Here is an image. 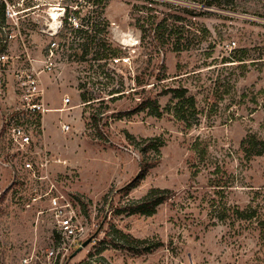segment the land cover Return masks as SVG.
<instances>
[{"label":"rangeland","instance_id":"1","mask_svg":"<svg viewBox=\"0 0 264 264\" xmlns=\"http://www.w3.org/2000/svg\"><path fill=\"white\" fill-rule=\"evenodd\" d=\"M2 5L10 17L0 13V38L17 31L14 20L20 36L4 48L11 59L0 112L20 104L15 73L30 62L39 102L54 110L44 114L26 153L11 149L0 131V264L45 261L54 234L48 197L59 194L76 208L88 241L61 264H264V155L246 158L240 149L246 135L264 140V0ZM67 13L82 33L73 32ZM160 21L166 31L181 29L189 48L158 46L152 34ZM202 28L207 34L197 41ZM104 48L117 57L97 59ZM174 88L194 100L188 126L167 109ZM149 100L159 104L160 117L149 115ZM150 139L160 144L158 153L144 151ZM44 158L38 178L22 166ZM144 159L156 163L139 176ZM151 189L168 198L151 216L134 214Z\"/></svg>","mask_w":264,"mask_h":264},{"label":"built area","instance_id":"2","mask_svg":"<svg viewBox=\"0 0 264 264\" xmlns=\"http://www.w3.org/2000/svg\"><path fill=\"white\" fill-rule=\"evenodd\" d=\"M10 17V11L5 8L3 18ZM75 15L70 13L67 17L68 25H70L73 32L83 31V26L75 21ZM16 20L13 21V27L17 29L16 32H9L4 39L0 38V106L7 102L6 96V79L4 74L9 68L8 63L11 59L4 48L7 47L10 40L20 36ZM3 26H0V32ZM4 31V30H3ZM86 31V30H85ZM57 49V43L51 42L47 48V61L45 60L46 69L51 66L50 58L53 52ZM37 72L30 62L26 69H18L15 73L16 90L21 99L18 106L12 108L6 106L1 108L0 120L2 134L6 136L7 143L17 153H26V150L33 145L32 137L42 132V118L45 113L54 109H49L39 102L40 92L37 88V81L35 76ZM69 98H63V103L67 104ZM56 110V109H55ZM60 129L66 132L69 129L67 124L61 123ZM48 160L44 158L39 162V166H34L31 161H23L22 166L29 171L32 176L39 177L37 169L45 171ZM38 175V176H37ZM43 175L42 177H44ZM44 195V196H43ZM41 198L48 197L49 193H41ZM47 211L51 213L53 231L51 245L44 251L43 263L39 264H61L70 257L72 251L81 246L86 235V227L82 225L78 217V212L74 205L65 199L62 195H51L48 197ZM36 257V256H35ZM33 259V255L25 258L23 263H27Z\"/></svg>","mask_w":264,"mask_h":264},{"label":"trees","instance_id":"3","mask_svg":"<svg viewBox=\"0 0 264 264\" xmlns=\"http://www.w3.org/2000/svg\"><path fill=\"white\" fill-rule=\"evenodd\" d=\"M217 1L218 0H206V5L215 4L217 3ZM0 13L1 15L3 14V5L2 7H0ZM67 15H69V13H67ZM151 23H153V21ZM164 25L165 24L163 21H160L159 23H157L156 28L152 34V40L158 46H163L164 44L170 43L172 46V50L175 51L176 53H180L184 50H187L189 48L188 41H187L186 36L183 35V31L177 28H174V30L166 31ZM140 29H141L140 39L143 40L147 36V34L145 33V30H143L142 28ZM75 32L82 33V31H79V30ZM206 34H207V31L202 28L198 30V33L195 37L197 38V41H199L203 39ZM81 48L85 50L86 44H83ZM103 50L105 51V53L102 54V56H97V59H101L102 57H109V56L117 57L118 55L117 50H111L109 48H104ZM161 79L162 78H159V80ZM167 92L171 93V99L173 100V102L168 104V108H167L168 111H170L177 120L182 121L183 123L187 124L188 123L187 114H192L195 108L193 98L191 96H186V90L183 88L168 89ZM81 99L84 102L87 101L84 99L83 95L81 96ZM146 107H148L149 109V115L153 117H157V118L161 116L160 106L156 100H149ZM149 143L150 144H148V146L144 148V151L150 148L156 151V153H158L160 144L156 143L155 140H151V139ZM240 149L244 153L246 158L264 155V140L259 139L254 134L246 135L240 142ZM155 160L152 159L148 161V159H144L141 162V164L143 165L142 167H140L141 173L139 174V176L145 173L146 169L148 168L147 166L150 165L149 167H151L153 164H155L156 163ZM167 198L168 197H167L166 190L151 189L148 193L145 194L144 198L140 201V203L135 205L133 213L151 216L155 213L156 208L160 204H162ZM260 227L261 229H264V219L260 222ZM116 232L119 234L121 233L119 231H116ZM132 240L135 242L137 241L134 238H132ZM85 264H90V263L86 262Z\"/></svg>","mask_w":264,"mask_h":264},{"label":"water","instance_id":"4","mask_svg":"<svg viewBox=\"0 0 264 264\" xmlns=\"http://www.w3.org/2000/svg\"><path fill=\"white\" fill-rule=\"evenodd\" d=\"M88 241L82 242L81 246L77 247L75 250V253H78L82 248H84L87 245Z\"/></svg>","mask_w":264,"mask_h":264},{"label":"bare ground","instance_id":"5","mask_svg":"<svg viewBox=\"0 0 264 264\" xmlns=\"http://www.w3.org/2000/svg\"><path fill=\"white\" fill-rule=\"evenodd\" d=\"M52 20H56L57 19V13L55 12H52L50 13V16H49Z\"/></svg>","mask_w":264,"mask_h":264}]
</instances>
